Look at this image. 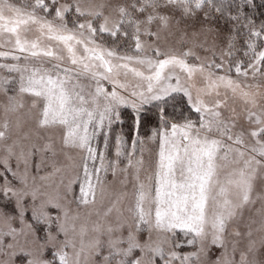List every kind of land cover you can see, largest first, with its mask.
Segmentation results:
<instances>
[{"label":"snow or ice","instance_id":"snow-or-ice-1","mask_svg":"<svg viewBox=\"0 0 264 264\" xmlns=\"http://www.w3.org/2000/svg\"><path fill=\"white\" fill-rule=\"evenodd\" d=\"M0 264H264V0H0Z\"/></svg>","mask_w":264,"mask_h":264}]
</instances>
